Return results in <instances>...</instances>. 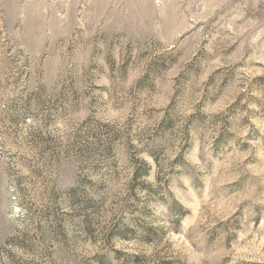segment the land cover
Returning <instances> with one entry per match:
<instances>
[{
  "label": "rangeland",
  "instance_id": "rangeland-1",
  "mask_svg": "<svg viewBox=\"0 0 264 264\" xmlns=\"http://www.w3.org/2000/svg\"><path fill=\"white\" fill-rule=\"evenodd\" d=\"M0 264H264V0H0Z\"/></svg>",
  "mask_w": 264,
  "mask_h": 264
},
{
  "label": "trees",
  "instance_id": "trees-1",
  "mask_svg": "<svg viewBox=\"0 0 264 264\" xmlns=\"http://www.w3.org/2000/svg\"><path fill=\"white\" fill-rule=\"evenodd\" d=\"M143 165H144V167H145V170H144V174H146L147 172H148V166H146V164L145 163H142Z\"/></svg>",
  "mask_w": 264,
  "mask_h": 264
}]
</instances>
